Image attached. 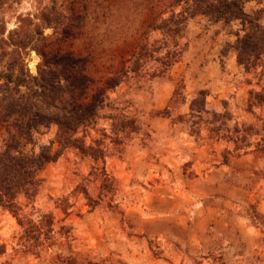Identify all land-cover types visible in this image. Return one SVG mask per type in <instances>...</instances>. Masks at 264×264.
<instances>
[{
  "label": "rangeland",
  "instance_id": "obj_1",
  "mask_svg": "<svg viewBox=\"0 0 264 264\" xmlns=\"http://www.w3.org/2000/svg\"><path fill=\"white\" fill-rule=\"evenodd\" d=\"M174 1L0 0V40L20 28V36L36 33L33 48L86 59L90 77L103 86L130 66L146 26ZM245 9L262 10L264 25V0ZM237 33L243 35L239 21L211 24L195 17L188 22V48L168 75L130 73L107 90L87 142L103 132L113 137L111 116L134 119L138 132L121 144L107 140L105 163L67 149L40 174L36 198H18L22 214L54 218L53 243L40 255L21 250L16 219L0 209V264H264V156L241 155L224 164L225 143L205 132L196 138L187 124L175 122L200 90L209 92L210 110L224 112L228 102L240 124L264 119V107L247 111L249 91L264 88V77L246 74L237 63ZM26 62L37 74L41 56L34 49ZM56 133V126L40 130L37 144H48ZM5 137L0 126V151ZM104 167L114 182L110 193L100 190L101 179L93 173ZM78 187L87 189L94 207Z\"/></svg>",
  "mask_w": 264,
  "mask_h": 264
},
{
  "label": "trees",
  "instance_id": "obj_2",
  "mask_svg": "<svg viewBox=\"0 0 264 264\" xmlns=\"http://www.w3.org/2000/svg\"><path fill=\"white\" fill-rule=\"evenodd\" d=\"M252 1L259 0H175L146 26L130 66L121 68L103 86H96L90 77L86 59L56 50L48 52L33 48L36 33L20 36V28L7 39L0 40V48L4 50L0 54V126L6 133L5 147L0 151V209L16 219L21 250L40 255L44 246L52 245L55 231L51 214L42 215L39 221L22 214L18 198L24 196L33 201L41 185L40 174L67 149H77L96 164L105 163L109 153L107 140L121 144L124 136L138 132L134 119L122 117L117 120L111 116L113 137L103 132L100 138L87 142L90 129L95 127L104 108L107 90L119 86L130 73L138 77L166 76L180 62L188 48L189 20L204 16L211 24L239 21L243 35L237 33L233 45L237 63L246 74L259 80L264 77L262 10L249 14L245 5ZM42 40L52 45L50 39L43 37ZM33 49L41 56L37 74L31 72L26 62L29 50ZM148 65L149 70L146 69ZM248 83L253 84L251 80ZM180 88H183L182 84L176 87V95L180 94ZM208 96L207 90H200L191 100L189 111L179 115L175 122L187 124L189 133L196 138L205 132L209 140L225 143L224 164L241 155L263 157L264 119L258 117V123L240 124L228 110V102H223L224 112L210 110ZM263 107L264 88L251 89L247 111L255 114L256 109ZM166 113L172 115L168 110ZM52 126L57 127L55 138L48 144H37L36 134ZM97 171L98 168H94L93 173L101 179L100 190L112 192L114 182L105 167L100 174ZM76 191L85 195L94 207V200L86 188L78 187ZM62 205L63 211L68 213L67 206Z\"/></svg>",
  "mask_w": 264,
  "mask_h": 264
}]
</instances>
